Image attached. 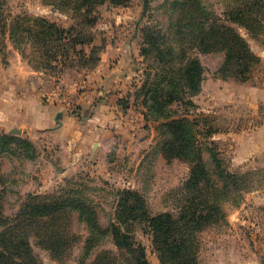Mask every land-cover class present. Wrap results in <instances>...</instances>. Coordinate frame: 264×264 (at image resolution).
I'll return each instance as SVG.
<instances>
[{
    "label": "rangeland",
    "instance_id": "rangeland-1",
    "mask_svg": "<svg viewBox=\"0 0 264 264\" xmlns=\"http://www.w3.org/2000/svg\"><path fill=\"white\" fill-rule=\"evenodd\" d=\"M182 1L187 0H104L88 7L85 16L91 20L85 26L81 14L60 8L57 0H2L0 134L22 138L35 151L26 157L15 145L0 150L5 215L30 202V193L60 191L74 179L84 180V192L97 204L102 227L113 217L116 190L123 188L137 190L151 213H176L189 163L160 147L165 139L161 123L187 116L196 143L213 141L228 170L242 176L243 187L222 204L220 220L196 233V264H264V0H193L206 9L200 17L176 6ZM243 3L254 9V20H229ZM17 15L74 26L73 32L90 39L77 46L84 55L70 52L61 70H34L25 40L9 36L10 21ZM199 19H205V30L224 21L244 38L254 54L247 79L217 73L223 49L205 45L202 51L192 44L188 55L203 68L198 91L184 95L193 104L172 100L162 109L147 110V89L159 85L157 72L164 65L149 37L159 29L167 33L172 23L177 30L181 25L179 34L183 23L193 32ZM33 110L40 120L30 125ZM202 157L209 160L205 151ZM72 226L81 238L67 253H52L27 238L37 264H133L129 254L116 251L108 234L86 254L88 232L76 217ZM140 227L135 225V238L144 245L148 261L162 264L150 235Z\"/></svg>",
    "mask_w": 264,
    "mask_h": 264
},
{
    "label": "trees",
    "instance_id": "trees-1",
    "mask_svg": "<svg viewBox=\"0 0 264 264\" xmlns=\"http://www.w3.org/2000/svg\"><path fill=\"white\" fill-rule=\"evenodd\" d=\"M102 1L104 0H57V5L81 14V21L86 26L91 20L88 15L85 16L88 7ZM187 1L176 6L195 12L199 17L206 15L201 2ZM1 6L2 0L0 8ZM249 7L247 3H243L236 9V16H228L229 20H254V9ZM204 23L205 19L195 24L193 32L183 23L182 26H186L183 34H179L181 25L177 30L172 23L167 33L159 29L149 37L152 40L150 46L158 51L164 65L157 72L159 85L154 84L155 88L147 89L149 95L144 101L147 110L162 109L164 103L172 100L182 106L193 104L184 95L198 91L203 68L197 58L188 55L192 44H197L202 51V46L205 45L223 49L224 57L217 73L223 78L229 76L247 79L246 73L254 54L244 38L235 28L224 24V21L206 27V30ZM75 29L74 26L61 27L44 17L17 15L10 21L9 36L13 38L18 35L25 40L30 49V66L34 70L40 67L61 70L71 58L69 53L84 55V50L77 49V46L90 41L79 30L73 32ZM180 35L181 40H184L179 44L177 40ZM168 38L170 41H166ZM191 40L195 41L192 43ZM161 98L169 100L162 102ZM162 118L165 116L162 115ZM161 125V133L165 139L161 140L160 147L171 157L183 158L189 163L188 174L181 185V199L176 213H151L137 190L123 188L116 190L113 217L106 227H102L97 204L84 192L87 187L84 180H68L60 191L46 195L30 193V202L24 203L12 215H5L0 203V264H37V260L28 251L26 241L29 237L52 253H67L74 242L81 238L80 233L72 228L74 217L84 224L88 232L84 239L86 254L92 250L91 244L94 241H100L102 235L108 234L121 256L129 254L133 264H150L144 245L135 238V225L138 224L144 233L150 235L162 264H196V233L223 217L221 206L243 189L242 176L228 170L213 141L196 143L191 121L187 116L166 120ZM12 145L22 150L26 157H31L35 152L32 144L26 140L0 134L1 151L12 150ZM203 151L208 154V161L203 159ZM3 196V189H0V202ZM95 257L98 259V254ZM24 259L30 263L24 262Z\"/></svg>",
    "mask_w": 264,
    "mask_h": 264
},
{
    "label": "crops",
    "instance_id": "crops-1",
    "mask_svg": "<svg viewBox=\"0 0 264 264\" xmlns=\"http://www.w3.org/2000/svg\"><path fill=\"white\" fill-rule=\"evenodd\" d=\"M38 120H40V117L35 115L34 110L32 112L30 111V125L35 124Z\"/></svg>",
    "mask_w": 264,
    "mask_h": 264
}]
</instances>
